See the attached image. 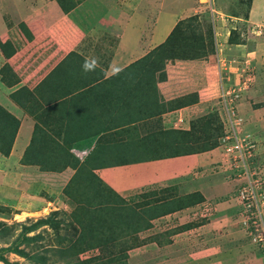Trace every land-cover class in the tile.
Listing matches in <instances>:
<instances>
[{
	"label": "rangeland",
	"instance_id": "374dc122",
	"mask_svg": "<svg viewBox=\"0 0 264 264\" xmlns=\"http://www.w3.org/2000/svg\"><path fill=\"white\" fill-rule=\"evenodd\" d=\"M9 1L0 0V17L3 19L5 14V20L7 17L10 19L7 21L10 28L22 32L25 29L23 21L19 24L14 14L16 11L12 7V11L9 10V5L12 6ZM36 1L22 0L21 6L25 12L37 15ZM51 1L63 14L87 3V0ZM94 1H90L91 7L97 5ZM138 1L132 4V12L124 19L129 20L132 16L144 19L145 24L137 28L144 38L156 33L159 22L164 24L166 19L169 24L166 22L164 26L170 27L167 34L163 35V30L158 34L159 39L165 36V40L173 27L181 22L167 45L169 53L158 59L155 69L151 68L155 82L163 80L168 73L169 81L160 86L164 99L170 97L176 105L194 102L195 96L187 94L190 90L201 97L199 111L189 123V132L176 136V140L171 137L172 144H177L170 146V153L182 150L199 152L203 146L212 147L208 150L212 152L203 156L206 164L202 168L201 180L213 181L211 184L207 182L211 186L219 182L225 187L226 196L221 202H227V205L218 211L223 213L221 221L217 222L215 216L209 218L212 219L209 223L205 218L204 228L188 233L178 231L177 218L148 223L146 227V221H151L148 220L149 208L162 205L160 192L141 190L122 202L116 198L114 203L102 202L103 199L112 200V196L102 191L89 177L76 178L78 189H74V184H71L73 187L68 186L75 170L69 166L70 170L57 175L40 172L42 168L49 173L62 170L64 162L77 168L81 161L76 159L75 163L72 156L73 159H65L66 152L60 151L62 147L55 148V152L52 149V152H46L42 148L39 154L30 145L20 163L22 166L41 163L42 167L36 168L33 179L30 178L33 168L24 169L30 178L27 188L14 191L16 180L6 184V188L0 185V256L16 264H175L184 257L196 259L197 264H264V208H259L258 226H250L242 214L241 207L245 204L236 197L242 182L234 174L241 167L235 168L237 163L232 161L237 159L236 155L226 149L231 140L225 141V136L234 133L251 148L243 157L249 168L247 177L257 175V192L259 199L264 201V0ZM96 12L100 15L98 10ZM96 22L98 19L90 21L91 24ZM190 37L191 40L188 39ZM151 47L145 44L146 50H151ZM14 52L7 42L3 44L0 41V54L4 59L10 58ZM194 56L197 58L190 60L189 57ZM2 68L4 72L9 69L7 64ZM2 72L0 70V76ZM8 123L11 125L6 120ZM0 132L4 130L0 129ZM35 141L50 146V139L40 135ZM57 151L59 154H55ZM82 151L85 152L80 156L82 159L90 156L86 149ZM202 181L201 187H207L203 190L209 193V185L202 186ZM99 192L104 196L102 199L96 195ZM211 195L210 192L207 196L211 198ZM150 197L155 201L149 200ZM216 202L210 200L208 208H201L197 213H215L216 210L210 209L218 204ZM98 203L102 208H114V215L111 212L107 214L106 210L100 213V207H96ZM160 212L162 215L164 209L161 208ZM131 220L139 223L128 225ZM34 223L37 224L30 232L23 231L22 227ZM7 247L17 249L23 256L5 251Z\"/></svg>",
	"mask_w": 264,
	"mask_h": 264
},
{
	"label": "crops",
	"instance_id": "0c3cea01",
	"mask_svg": "<svg viewBox=\"0 0 264 264\" xmlns=\"http://www.w3.org/2000/svg\"><path fill=\"white\" fill-rule=\"evenodd\" d=\"M90 1L79 7L80 11L72 8L63 14L53 1L37 0L34 3L38 13L31 15L21 6L22 0H11L9 10L16 11L19 24L23 21L22 32L10 28L5 14L3 19L0 17V41L15 51L8 59L0 54V80L2 77L6 84L0 81V129L9 135L12 125H17L8 155H0V185L6 188V184L16 180L14 191L27 188L39 166H22V158L32 139L40 135L50 139V146L35 141L31 148L38 153L42 148L55 152V148L62 147V151L82 161L73 153L86 149L91 155L93 175L122 199L141 190L160 192V204L169 205L172 211H164L150 224L177 218L178 231L188 233L204 228L205 218L210 221L216 216L217 222L221 221L223 213L218 211L227 205L221 202L225 187L219 182L211 186L213 181L208 180L207 184V180H201L206 164L203 156L212 151L166 156L172 152L170 146L177 144H172L171 137L176 140L181 134L175 132L188 131L199 111L201 97L190 90L187 94H193L196 100L176 105L172 98L164 99V92L160 91L170 79L168 73L164 72L163 80L155 82L152 68L130 66L164 41L165 36L159 39L158 34L159 30L167 34L170 27L164 24H169V20L164 19V24L160 21L158 31L144 38L137 29L145 24L144 19H124L138 0H95L94 7ZM95 19L98 22L91 24ZM26 34L29 36L25 39ZM145 44L152 45V49L146 50ZM3 64L8 65V71L4 72ZM32 168L29 178L24 169ZM67 169L40 172L57 175ZM201 181L202 186L209 185L211 198ZM190 194L200 195L201 201L181 207L180 200ZM210 200L218 203L210 209L215 213L198 214L201 208H208ZM196 261L184 257L174 263L197 264Z\"/></svg>",
	"mask_w": 264,
	"mask_h": 264
},
{
	"label": "trees",
	"instance_id": "16d2710c",
	"mask_svg": "<svg viewBox=\"0 0 264 264\" xmlns=\"http://www.w3.org/2000/svg\"><path fill=\"white\" fill-rule=\"evenodd\" d=\"M181 24V22H179V23H177L174 27H173V29L169 32V34L167 35V37H166V39L160 44V45H158V46H156L154 49H152L150 52H148L145 56H143L142 58H140L139 60H137V61H134L133 63H131L130 64V66H134V67H140V66H147V67H154V69L156 68L155 66L157 65V62L159 61L158 59H160L161 60V58L163 59L165 56H166V53H169V50L167 49V45L169 44V41H170V39H171V37H173V35H175L174 33L177 31V29H178V27H180L179 25ZM180 35H182L181 33H180ZM183 36V35H182ZM185 37H186V35H185ZM188 39H192L191 37L190 38H188ZM190 58V60H193V59H195V58H197V57H189ZM150 65V66H149ZM195 99V98H194ZM196 100V99H195ZM182 105V104H181ZM1 111V110H0ZM2 112V111H1ZM16 127H17V125H16V123L15 124H13L12 125V127H11V131H10V133H9V135H4V133L5 132H0V154L2 155V156H4V157H6L7 155H8V152H9V149H10V146H11V143H12V140H13V137H14V132H15V130H16ZM187 132H189V131H186L185 133H181V134H187ZM174 133V132H173ZM177 134V133H176ZM64 140V139H63ZM35 142V139H32V142H31V144L30 145H33V143ZM51 142H53L54 143V141L53 140H51ZM210 146V145H209ZM210 149H212V147H208V146H203V147H201V151H199V152H196V151H185V150H182L181 152H174V153H170V154H167L166 156H182V155H189V154H194V153H200V152H205V151H208V150H210ZM60 151H62V149L60 150ZM55 154H59V152L58 153H55ZM65 159H69V158H71V159H73L72 157H71V155L70 154H67L66 155V153H65ZM91 156V155H90ZM90 156H88V157H86V158H84V159H82V161H81V163H78V166L79 167H77V168H75L74 166L72 167V165H69L68 164V162H64V165H65V167L67 166H69L71 169H75L74 170V173H73V176L69 179V181H68V186H71V184H74L73 186H75V188L74 189H78V184H75L76 182H75V180H76V178L79 180V179H81V178H84V176H85V179H87V177H89L90 179H93V180H95L96 181V184L97 185H99L98 187H100V188H102V191H105L107 194H109L110 196H112L111 198H112V200L111 199H103V201L102 202H104L105 200L106 201H110V202H115V198H116V201H119V202H122V198H120V197H118L117 195H115L110 189H108L106 186H104L97 178H96V176L95 175H93V173H92V169H91V167H92V165H91V157ZM75 163H77L76 162V158H75ZM37 166H41L42 167V164L41 163H38L37 164ZM80 166H83V167H87L88 168V171H87V173L85 172V168H82V167H80ZM64 167V168H65ZM40 171H47V170H45V169H40ZM52 172H59V171H61L60 169H58V170H51ZM70 183V184H69ZM73 186H71V187H73ZM97 191H101V189H98ZM100 193L101 192H99V193H97L96 195L98 196V197H100L101 199L104 197V196H102V195H100ZM69 196V195H68ZM107 197V196H106ZM101 199H98V201H100ZM76 200V199H75ZM83 201H87V199H82ZM77 201V203H79V200L77 199L76 200ZM180 201H184L183 203L181 202V207H184V206H191V205H193L194 203H197V202H200L201 201V197H200V195H198V194H193V195H188V196H186L185 198H182ZM101 202V201H100ZM113 202V203H114ZM118 205L116 204L115 205V207H117ZM97 208H99L98 210H100V213L101 212H103L104 210H106V212H107V214H110V212L112 213V215H114V208H102L101 207V204L100 203H98V206H96ZM114 207V206H113ZM169 207V205H165L164 206V204H162V205H160L159 207H151V208H149V212H150V217H149V219L148 220H152V219H154V218H157L158 216H160L159 214L161 213L160 212V210H161V208H163L164 209V211H169V210H171L172 211V209L171 208H168ZM124 213H126V212H124ZM129 213L130 214H132V211H129ZM129 213H128V217H129V219L131 218V215H129ZM125 215V214H124ZM100 221H101V219H100ZM38 222H40V221H38ZM37 222V223H38ZM96 223H98L99 222V220H97L96 219V221H95ZM141 222V221H140ZM37 223H34V224H32V225H30L29 227H22V229H23V231H26V232H30L31 231V229L32 228H34L35 226H36V224ZM132 223H134V224H137V223H139V222H137V221H129V223H128V225H132ZM148 223H149V221L147 222L146 221V223H145V226L147 227V225H148ZM99 224V223H98ZM5 228H7V227H5ZM5 251H7V252H9V253H13V254H15V255H17V256H23V253L22 252H20V251H18L17 249H9L8 247L5 249ZM126 256V255H125ZM0 262L2 263V264H16V263H10V262H8L6 259H4L2 256H0ZM82 263V262H81Z\"/></svg>",
	"mask_w": 264,
	"mask_h": 264
},
{
	"label": "built area",
	"instance_id": "2783aa9c",
	"mask_svg": "<svg viewBox=\"0 0 264 264\" xmlns=\"http://www.w3.org/2000/svg\"><path fill=\"white\" fill-rule=\"evenodd\" d=\"M231 140L229 145L227 146V150L230 151L231 153H234L236 155L235 160H233V164L237 163V166L235 168H240L239 171H236L234 174V177L240 178L241 179V184H240V190L237 192L238 194L236 197L241 199V204L242 205V211L245 216L248 219V222L250 226L252 225L253 227L258 226L256 223L258 221L257 216H259V208H264V201L263 198L259 199V193L257 192V189H259V178H257V175H251V177H247V172L249 170L248 165H247V160H244L243 157L248 151H250L249 145L247 143L245 144L243 140L238 139L234 133H231L230 136H225V141ZM226 143V144H227ZM243 143V144H242ZM231 144V146H230ZM244 148V149H243ZM85 152H74L73 154L79 158L81 155L83 156ZM81 156V157H82ZM80 157V158H81ZM238 161V162H237ZM246 181H244L243 179Z\"/></svg>",
	"mask_w": 264,
	"mask_h": 264
}]
</instances>
